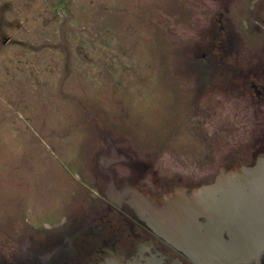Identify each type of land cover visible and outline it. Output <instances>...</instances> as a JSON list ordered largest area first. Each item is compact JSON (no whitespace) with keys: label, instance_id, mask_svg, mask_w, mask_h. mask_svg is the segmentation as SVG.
<instances>
[{"label":"rangeland","instance_id":"374dc122","mask_svg":"<svg viewBox=\"0 0 264 264\" xmlns=\"http://www.w3.org/2000/svg\"><path fill=\"white\" fill-rule=\"evenodd\" d=\"M251 83L264 0H0V264L57 248L52 223L113 219L109 181L190 189L251 164ZM111 146L127 161L103 167Z\"/></svg>","mask_w":264,"mask_h":264},{"label":"flooded vegetation","instance_id":"af4514ba","mask_svg":"<svg viewBox=\"0 0 264 264\" xmlns=\"http://www.w3.org/2000/svg\"><path fill=\"white\" fill-rule=\"evenodd\" d=\"M249 86L250 89L253 87L258 99L264 98V88L255 83ZM259 150L254 152L251 164L237 162L234 169L238 164L254 166L258 156L264 152V147ZM122 161L127 159L114 146H111L110 155L102 154L99 159L103 167H110ZM200 187L189 189V184H184L166 186L155 192L135 182L125 181L119 187L114 181H109L103 191L108 199L103 196L98 198L109 206L113 219L98 220L88 227H84L83 220H73L72 224H69L70 220L52 223V226L61 223L56 230H62L55 235L56 242V238L54 239L57 248L38 254L34 262L49 264L54 257L55 262L52 264H196L188 254L163 236L171 239L172 233H182V229H189V218H176L174 209L166 206L164 201L177 193L179 198L189 200ZM133 188L138 189V193ZM171 210L173 212H170ZM162 213L164 217L159 219ZM158 220H167V223L163 226ZM197 222L202 225L203 232L208 228L209 220L205 217H200ZM45 227L46 231L53 229L46 225ZM232 231L237 232L236 239L250 234L243 235L241 231H258L262 234L251 235L253 238L262 237L257 238L255 242L256 247L260 249L252 255H240L239 261L234 264H264V220H234L232 227L223 228V238L229 240ZM69 241L74 244H69ZM249 255L251 257L248 258ZM226 260L222 258L217 264H225Z\"/></svg>","mask_w":264,"mask_h":264},{"label":"water","instance_id":"95a60500","mask_svg":"<svg viewBox=\"0 0 264 264\" xmlns=\"http://www.w3.org/2000/svg\"><path fill=\"white\" fill-rule=\"evenodd\" d=\"M263 190L264 152L258 156L254 166L246 167L244 164H238L234 170L228 172L222 169L213 183L203 185L196 190L200 193V199L198 198V208L195 211L192 207L194 212L191 214V218L193 220L189 221V229L185 231L181 227L182 233L176 232L183 237L180 239L181 241L188 243L189 252L195 254L196 259L165 235L163 236L188 254L189 258L196 264H217L228 253H231V256L224 263L234 264L239 261L237 256L241 254L231 251L232 236L230 235L229 240H225L222 235L223 228L232 227L234 220H255L259 215L258 207L255 205V201L250 204L246 198L256 200L257 196L261 195L260 191ZM191 198L192 196L189 197V199ZM182 210L177 208L174 213L177 216L183 215ZM170 212H173V210ZM163 217L162 213L159 219ZM200 217L209 220L208 228L204 232L202 231V225L197 222ZM158 221L163 226L167 223V220ZM244 243L246 244L247 240ZM257 249H260V247L251 252L248 248L250 251L248 253L252 255Z\"/></svg>","mask_w":264,"mask_h":264},{"label":"bare ground","instance_id":"6f19581e","mask_svg":"<svg viewBox=\"0 0 264 264\" xmlns=\"http://www.w3.org/2000/svg\"><path fill=\"white\" fill-rule=\"evenodd\" d=\"M133 190L138 193V189H134L133 188ZM260 194L261 195H258L256 200H254L253 198H248V197L246 198V200L250 204L255 201V205L258 207L257 210L259 212V215L257 216V218H255V220H264V200H263L264 199V190L262 192L260 191ZM198 198L200 199V193L198 191H195L193 193L192 198L189 199V200H184L182 198H179L178 193H177L175 195H171L169 199L167 198L164 201V204L166 206L169 205L174 210H176L177 208L178 209H183L182 210L183 211V215L180 214L181 216L180 215L177 216L176 213H175V217L176 218H181L182 217L181 220L189 218V221H192L193 219L191 218L192 217L191 214L196 210V208H198V203H199ZM137 202H138V200H137ZM192 207L194 208V211L192 210ZM235 233L237 234V232H235V231L231 232V235H232V239H231V242H232V248L231 249L232 250L231 251H233V253L234 252H239L241 255L248 254L249 250L251 252H253V250L255 248H257L256 245H255V242H256L257 238H259V239L262 238V237L261 238L260 237L253 238V236H251V235H256V234L262 235L258 231H254V232L250 231V232H247V233H245L244 231H241V233L244 234V235L248 234V233H250V234L246 235V237H241V238H238V239H236ZM170 238H171L170 239L171 241L176 243L178 246L183 248L188 254L190 253V255L193 258H195V256H194L195 254H192V252H189L188 243L187 242L184 243L183 241L180 240V239L183 238L181 236V234L172 233ZM245 240H247L246 244L244 243ZM248 248H249V250H248ZM230 254L231 253H228V255L225 256L224 258L228 259L231 256ZM239 256L240 255L237 256L238 257L237 259H239Z\"/></svg>","mask_w":264,"mask_h":264}]
</instances>
